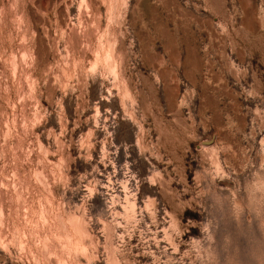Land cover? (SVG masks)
Returning <instances> with one entry per match:
<instances>
[{
    "label": "rangeland",
    "instance_id": "1",
    "mask_svg": "<svg viewBox=\"0 0 264 264\" xmlns=\"http://www.w3.org/2000/svg\"><path fill=\"white\" fill-rule=\"evenodd\" d=\"M0 264H264V0H0Z\"/></svg>",
    "mask_w": 264,
    "mask_h": 264
}]
</instances>
